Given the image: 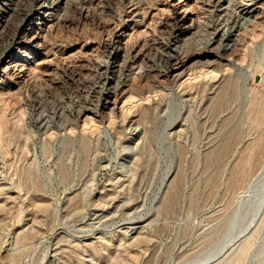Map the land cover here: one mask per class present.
<instances>
[{"label":"rangeland","instance_id":"1","mask_svg":"<svg viewBox=\"0 0 264 264\" xmlns=\"http://www.w3.org/2000/svg\"><path fill=\"white\" fill-rule=\"evenodd\" d=\"M0 264H264V0H0Z\"/></svg>","mask_w":264,"mask_h":264},{"label":"bare ground","instance_id":"2","mask_svg":"<svg viewBox=\"0 0 264 264\" xmlns=\"http://www.w3.org/2000/svg\"><path fill=\"white\" fill-rule=\"evenodd\" d=\"M249 6H247L246 7V9H249L248 8ZM22 11V10H21ZM244 13V12H243ZM248 14V12H245L244 13V15H247ZM242 17L241 18H243V15H241ZM246 18V17H245ZM224 29H222V30H218V32H216L217 33V35L219 36L220 34H221V32L223 31ZM223 34H224V31H223ZM224 36H225V34H224ZM222 41V40H221ZM199 59V58H198ZM201 60V59H200ZM200 60H198L197 62L198 63H204V65L205 64H208V66L211 64L212 65V62H209V61H207V62H209V63H206V62H202V61H200ZM214 63V62H213ZM195 65V64H194ZM210 65V66H211ZM207 66V65H206ZM207 66V67H208ZM169 72V71H168ZM186 72H187V65H185V64H182V63H179V62H176L175 63V65H174V67L170 70V79H171V81H173L174 82V84H176V83H179L184 77H185V75H186ZM189 81V80H188ZM182 84V83H181ZM136 104V103H135ZM133 105V104H132ZM131 105V106H132ZM113 106H114V109L117 107V101H114V103H113ZM242 167H244V166H242ZM259 211V210H258ZM259 214V213H258Z\"/></svg>","mask_w":264,"mask_h":264}]
</instances>
